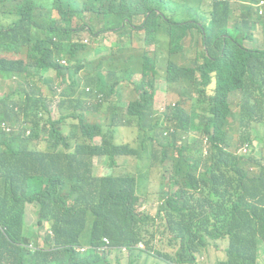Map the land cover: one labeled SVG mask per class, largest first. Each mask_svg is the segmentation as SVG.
Returning a JSON list of instances; mask_svg holds the SVG:
<instances>
[{
	"label": "trees",
	"instance_id": "16d2710c",
	"mask_svg": "<svg viewBox=\"0 0 264 264\" xmlns=\"http://www.w3.org/2000/svg\"><path fill=\"white\" fill-rule=\"evenodd\" d=\"M260 1L233 7V0H0V78L16 83L0 95V264H113L112 251L104 249L108 243L117 253L128 250L125 264L150 263L155 247L147 239L149 216L135 210L131 176L95 177L91 167L66 168L67 161L81 158L92 165L98 155L137 156V148L116 144L115 129L104 132L93 124L83 137L92 141L101 128L100 144L82 140L68 153L35 149L53 101L74 110L51 122L49 133L60 136L68 117H82L77 112L87 110L84 103L104 93L99 109L124 83L132 84L134 98L123 103L118 96L114 105L125 108L124 125L145 132L144 154L164 169L155 192L160 209L178 215L170 221L178 249L157 250L153 264L156 258L197 264L200 249L218 240L229 245L227 259L217 264H261L264 129L252 127L261 120L247 101V81L264 73V47L246 43L264 24ZM233 16L240 24H231ZM155 29L168 49L144 42ZM86 33L93 43L81 38ZM109 33L117 34L110 46L103 42ZM20 117L32 121L30 135L23 124L12 129L11 121ZM251 138L263 149L256 145L250 157L237 156L235 143L252 144ZM78 139L73 134L49 149ZM170 186L177 190L169 192ZM28 204L38 207L43 247L39 233L26 225ZM89 244L84 253L77 251Z\"/></svg>",
	"mask_w": 264,
	"mask_h": 264
},
{
	"label": "rangeland",
	"instance_id": "374dc122",
	"mask_svg": "<svg viewBox=\"0 0 264 264\" xmlns=\"http://www.w3.org/2000/svg\"><path fill=\"white\" fill-rule=\"evenodd\" d=\"M37 2H43L45 0H36ZM53 2L54 0H49ZM182 1V0H180ZM233 7L244 4L242 0H233ZM242 12L241 10L237 11V14ZM239 23L235 20L234 16L231 19V24ZM87 43H93L86 33L81 37ZM117 39L116 33H109L106 35L104 39V43L108 46L112 44L113 41ZM144 42L148 47H152L153 44H159L161 47L168 49L167 40L161 36L156 35V29L152 32V34L147 38L145 36L143 38ZM247 45L252 47L256 46L258 49H263L264 47V24L261 26L257 25V33L253 39L247 40ZM139 45V42L135 43ZM219 54L222 53L219 51ZM56 72L51 70L49 72L50 77H54ZM159 80V84H160ZM10 86V82L5 85V89L7 90ZM216 88V83L213 82L208 87V92L213 93ZM43 91L46 94H49L50 91L47 86H43ZM0 95H4V92L1 91ZM120 96L123 103H127L134 98L133 86L130 83H124L120 94H112L107 100H105L106 104L101 108H96V104L98 102H103L105 99V94H99L97 99L90 100L85 104L87 110L80 109L77 113L81 114V118L68 117L67 123L64 124L61 130L66 129V132L62 133L60 136L52 135L49 133L51 122H57L62 116H68L74 110H62L60 109L59 102L53 101L51 103L50 111L44 114V119L40 122L41 127L44 125L45 121H49L47 124V128L45 130L41 129L42 138L35 142V149L40 152L44 151H62L65 153L73 152L75 146L78 142L85 140L87 143L100 144L102 143V138L104 137L102 133V129L99 128L97 131L98 136H95L92 141L84 139L83 134L89 130V127L93 124H97L105 127L104 132L107 131V128L115 129L116 144H130L132 147L137 148L139 154L137 156H127V155H117L115 158L111 156H95L93 159L92 165L81 158L76 161H67L66 168L68 170H75L77 168H90L91 174L95 177H105L112 176L116 177L118 175H126L129 174L131 178L136 182L135 193L131 195V199L137 200L135 204V210L138 213L145 214L149 216L148 226H147V239L153 240L152 245L155 247L152 251L153 257L149 264H153V260L155 259L156 251H161L164 254L175 253L179 247V243L175 240L174 236L176 232L170 229V221H175L178 219V215L175 212H169L163 209H160L161 201L160 194H155L156 191L160 190L161 182L163 181L162 175L164 173V169L162 165L157 161L154 162L149 156L144 154L143 147L141 141L143 139L144 131L137 132L134 127H128L123 124V118L125 116V108L122 106H115L114 103L117 100V97ZM55 98V97H54ZM239 101V100H238ZM238 101L235 100V108L239 109ZM160 101H158L159 105ZM158 109V106H157ZM238 119V118H237ZM70 122L74 123V128L70 129ZM12 129L18 128L20 124H23L28 129L27 135H30L32 129V121H27L24 117H20L19 119H15L11 121ZM253 128L264 129V117L261 119L260 123H253ZM95 128V126L93 127ZM11 129V128H10ZM12 130V131H13ZM9 131V132H12ZM233 133L239 136V132L236 128L233 129ZM73 134L78 136V140L74 143H71L69 147L60 144L59 146H54L49 149V146L56 144L59 141L66 142L69 137ZM253 140L252 145H248L249 153L253 147L256 145H261L255 138H251ZM241 141L235 143V150H239L241 147L245 146ZM263 152V151H262ZM264 155V153H263ZM76 172H81L79 170H75ZM169 192L173 193L177 190V188L169 187ZM38 207L35 204H28L26 207L25 220L26 225L31 231L38 232V243L40 247L45 246L44 243V232L45 229H41L38 223ZM91 225L87 224V227L84 232V236L88 237L90 233ZM144 244V243H143ZM229 241L227 240H218L216 242L208 241L206 246L202 247L197 255V264H217L220 261L226 260V250L228 248ZM82 248L85 250L81 253H84L88 248V245H83ZM108 250L107 247L104 248ZM155 254V255H154ZM128 253H117L116 251L110 254V259L113 261V264H118L119 261L121 264H125L127 260ZM157 264H168L165 261H160L156 258ZM260 263L264 264V251L261 253Z\"/></svg>",
	"mask_w": 264,
	"mask_h": 264
},
{
	"label": "clouds",
	"instance_id": "9594fccd",
	"mask_svg": "<svg viewBox=\"0 0 264 264\" xmlns=\"http://www.w3.org/2000/svg\"><path fill=\"white\" fill-rule=\"evenodd\" d=\"M259 5L264 7V0L260 1ZM263 11H264V8H261L260 13H262ZM7 57L10 58V59H24L23 55H18V54H8ZM8 82H10L9 88H13L16 85L14 78H6V79L5 78H2V79L0 78V85H2V87H3L2 90H0V92L3 91L4 94L8 93L5 90V85ZM40 86H41V89H42V93L45 96H47L48 99H49V94H46L43 91V86H44L43 82H40ZM247 90L249 92V95L247 97V101H248L249 105L254 110L255 119L261 120L264 117V73L254 77L253 80H251V79L248 80L247 81ZM234 116H237V117L241 118L244 122H247V117L245 115H234ZM245 144L246 145L241 147L239 150H235V153H236L237 156L250 157L251 151L255 147H253V149L249 153H247L248 152V145H252V144H250L248 142H246ZM244 167H246V164L244 165ZM50 233H52V232L50 231ZM89 247H90V244L88 245V248ZM106 247L108 248V250H106V252L118 251L116 249V247L114 245H112L111 243H108L106 245ZM140 247H144V244L142 243L140 245ZM81 249H83L82 246L78 247L77 251L78 252H83L85 250V249L84 250H81ZM119 252L120 253H124V252H128V250L126 248H123L122 251H119Z\"/></svg>",
	"mask_w": 264,
	"mask_h": 264
},
{
	"label": "built area",
	"instance_id": "2783aa9c",
	"mask_svg": "<svg viewBox=\"0 0 264 264\" xmlns=\"http://www.w3.org/2000/svg\"><path fill=\"white\" fill-rule=\"evenodd\" d=\"M81 250H84V248H83V249H81Z\"/></svg>",
	"mask_w": 264,
	"mask_h": 264
}]
</instances>
